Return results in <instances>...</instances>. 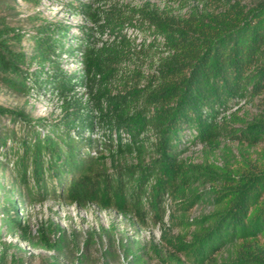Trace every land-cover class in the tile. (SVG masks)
Listing matches in <instances>:
<instances>
[{
	"label": "trees",
	"instance_id": "1",
	"mask_svg": "<svg viewBox=\"0 0 264 264\" xmlns=\"http://www.w3.org/2000/svg\"><path fill=\"white\" fill-rule=\"evenodd\" d=\"M67 4L93 24L80 27L74 44L65 41L66 25H44L27 57L10 49L9 30H0V73L15 77L6 82L25 93L50 91L61 100L57 120L37 122L46 132L28 126L17 139L12 186L30 202L55 198L95 205L131 214L145 225L148 213L160 219L165 195L184 216L204 199L196 183L210 182L206 193L214 209L184 219L185 228H194L185 230L188 239L176 237L170 264H264V157L242 158L233 168L180 159L188 143L212 145L221 136L248 145L264 142V95L260 110L239 126L225 117L264 93V1L226 2L221 10L194 8L185 15L109 0ZM63 55L77 56L80 70L62 69ZM82 88L85 99L77 92ZM5 113L13 122L22 116L0 108ZM95 128L100 138L84 136ZM10 139L14 142V129L0 133V147ZM133 154L137 164L126 163ZM12 207L8 225L28 238ZM223 248L228 254L218 261L215 254Z\"/></svg>",
	"mask_w": 264,
	"mask_h": 264
},
{
	"label": "rangeland",
	"instance_id": "2",
	"mask_svg": "<svg viewBox=\"0 0 264 264\" xmlns=\"http://www.w3.org/2000/svg\"><path fill=\"white\" fill-rule=\"evenodd\" d=\"M69 0H0V30L7 29L8 47L16 52L22 51L27 57L34 54V38L41 26L64 24L68 29L65 41L74 44L81 26H93L91 21L75 14L67 4ZM89 2L90 0H82ZM123 6L138 7L149 4L162 11H171L176 15H185L191 9L210 12L222 9V3L241 2L253 5L264 0H109ZM11 29H13L11 31ZM86 30V28L84 29ZM22 38L15 40L13 33ZM127 34L132 38L130 30ZM141 35L133 38L141 42ZM139 49V47H137ZM61 68L67 72L80 70V59L74 55H63ZM135 62L140 61L134 60ZM132 66V62H129ZM24 65V67H26ZM37 64L29 68L36 69ZM148 70V63L142 65ZM4 78L15 77L0 73V108L20 113L21 118H13L8 113L0 114V133L5 135L11 129L15 131L14 142L8 140L0 147V264H170L171 253H176L175 241L178 235L186 239L189 235L184 227V219L192 220L214 209L211 199L207 197L210 182L197 184L204 199L196 203L184 216L170 196L165 195L164 212L158 221L151 219L148 213L145 225H142L131 214H123L115 209H102L95 205L79 207L58 199L51 198L42 202H30L23 198L17 186H12L17 174L16 158L13 149H17V139L25 127H34L46 132L40 123H49L60 117L61 100L50 91L40 89L25 93L10 86ZM83 99L87 97L86 89H77ZM260 94L254 99L242 101L225 115L230 125L239 126L243 120L252 118L261 108ZM234 112L231 120L230 114ZM102 131L97 128L91 133L92 140L101 137ZM11 137V136H10ZM12 138V137H11ZM187 150L180 155L186 164H211L218 168L235 167L241 164L242 158L261 161L264 157V142L256 145L232 140L221 136L212 145L187 144ZM126 163L137 164L136 154L126 157ZM148 157H145V162ZM202 195V196H203ZM12 202V203H11ZM16 207L20 222L27 227V237L21 229L13 231L8 220ZM264 243V238L260 239ZM47 246H50L47 247ZM137 253V258L131 257ZM228 254L223 248L215 254L218 261ZM135 259V260H134Z\"/></svg>",
	"mask_w": 264,
	"mask_h": 264
}]
</instances>
